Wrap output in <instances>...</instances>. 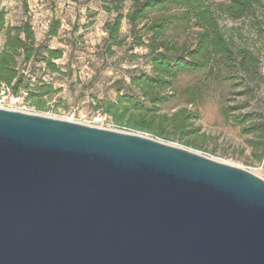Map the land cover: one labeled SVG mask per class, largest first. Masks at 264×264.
Segmentation results:
<instances>
[{"label":"water","instance_id":"1","mask_svg":"<svg viewBox=\"0 0 264 264\" xmlns=\"http://www.w3.org/2000/svg\"><path fill=\"white\" fill-rule=\"evenodd\" d=\"M0 264H264V180L147 133L0 108Z\"/></svg>","mask_w":264,"mask_h":264},{"label":"rangeland","instance_id":"2","mask_svg":"<svg viewBox=\"0 0 264 264\" xmlns=\"http://www.w3.org/2000/svg\"><path fill=\"white\" fill-rule=\"evenodd\" d=\"M262 2V0H260ZM228 0H208L216 10ZM132 0L117 3L113 10L110 0H0L6 12V27L27 23L36 44L60 52L54 60L57 71L51 72L43 63H28L24 74L31 83L42 80L56 91L45 96L44 110H37L24 101L25 93L13 96L0 88L4 107L71 120L100 128L129 131L112 123L109 117L95 110L96 100L115 101L117 94H130L141 99L138 91L129 86L130 77L150 73L151 54L147 46L150 34L144 24L165 18L167 27L163 40L175 48H192L199 27L185 13V8L168 4L147 12L143 21L131 25L125 15ZM262 6V5H261ZM259 17L264 20V8ZM117 13L122 14L118 37L108 39L104 25ZM224 36L236 49H249L259 56L257 65L237 60L227 62L215 56L206 65L192 72L180 73L164 92L159 112L170 114L186 107L197 115L195 124L200 137H189L201 145L195 149L178 141H169L203 154L215 161L245 169L264 180V42L257 33L252 15L228 19L215 12ZM264 30V25H260ZM51 30L55 35H49ZM0 33V48L4 42ZM22 36V35H21ZM42 55H45L43 52ZM21 64V58H18ZM105 116L96 122V115ZM262 127V134L259 128ZM261 153V158H258Z\"/></svg>","mask_w":264,"mask_h":264},{"label":"trees","instance_id":"3","mask_svg":"<svg viewBox=\"0 0 264 264\" xmlns=\"http://www.w3.org/2000/svg\"><path fill=\"white\" fill-rule=\"evenodd\" d=\"M76 1V0H71ZM122 0H110L113 10L118 11L117 3ZM168 4L185 8L187 13L199 27L192 48L181 46L175 48L171 43L163 40V31L167 27L166 19L160 18L144 24L150 34L147 46L151 54L150 73H140L130 77L129 86L136 89L141 96L138 100L130 94H117L115 101L96 100L95 110L101 111L110 118L113 124L124 127L129 131L147 133L165 141H178L183 145L195 149L201 147L197 142H191L189 137H200L199 127L195 124L198 119L195 112L186 107L166 114L159 112L158 105L165 99L164 92L175 78L182 72H192L203 68L215 56H220L227 62L237 60L240 65L247 61L257 65L259 56L249 49L236 51L224 36L215 16L216 10L228 19H239L247 14L252 15L256 32L261 34L264 42L263 17H259V7L264 8V0H228L226 4L218 5L215 10L208 0H132L131 10L125 15L131 25L143 21L147 12L163 8ZM6 12L0 9V33L5 30L4 42L0 48V88L7 89L13 96L20 91L25 93L24 101L37 110H44L45 96L56 91L42 80L31 83L24 71L28 63H43L51 71H57L54 60L60 58V52L36 44L33 32L27 23L21 26L6 27ZM123 16L117 13L111 22L104 25L107 37L114 42L118 37ZM22 35V36H21ZM49 35H55L51 30ZM45 55H42V53ZM21 64H18V58ZM262 134V127L259 128ZM261 151L264 142L261 140ZM258 158H261L259 153Z\"/></svg>","mask_w":264,"mask_h":264},{"label":"built area","instance_id":"4","mask_svg":"<svg viewBox=\"0 0 264 264\" xmlns=\"http://www.w3.org/2000/svg\"><path fill=\"white\" fill-rule=\"evenodd\" d=\"M0 108H6V107H4L1 98H0ZM104 117H105V116H102V117H101V116H99V115L97 114L96 117H95V120H96V122H100L101 119H103ZM66 120H71V119L68 117V118H66ZM71 121H73V120H71Z\"/></svg>","mask_w":264,"mask_h":264}]
</instances>
